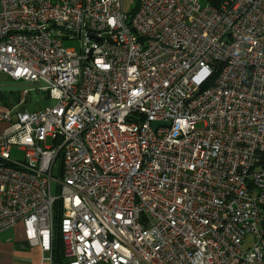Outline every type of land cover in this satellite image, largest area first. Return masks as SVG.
<instances>
[{
  "label": "built area",
  "instance_id": "built-area-1",
  "mask_svg": "<svg viewBox=\"0 0 264 264\" xmlns=\"http://www.w3.org/2000/svg\"><path fill=\"white\" fill-rule=\"evenodd\" d=\"M0 73L52 101L0 107V233L39 264L56 202L65 264H264V0H1Z\"/></svg>",
  "mask_w": 264,
  "mask_h": 264
},
{
  "label": "crops",
  "instance_id": "crops-1",
  "mask_svg": "<svg viewBox=\"0 0 264 264\" xmlns=\"http://www.w3.org/2000/svg\"><path fill=\"white\" fill-rule=\"evenodd\" d=\"M52 1L63 2L65 0ZM8 80L13 81L7 75L0 73V107H7L3 106V100L10 103L8 101V96L2 93V89L6 88ZM11 94L14 93L11 92ZM16 96L17 95H14V100ZM41 98L46 99L42 94ZM13 103H15V101ZM13 103L10 104L13 106ZM18 108L25 110L19 106V104ZM40 259V248L38 246H31L26 241L24 228L21 224L8 228L0 233V264H39Z\"/></svg>",
  "mask_w": 264,
  "mask_h": 264
},
{
  "label": "rangeland",
  "instance_id": "rangeland-1",
  "mask_svg": "<svg viewBox=\"0 0 264 264\" xmlns=\"http://www.w3.org/2000/svg\"><path fill=\"white\" fill-rule=\"evenodd\" d=\"M138 0H123L124 8L127 10V12H132L136 5ZM62 46L65 49L68 50H74L79 51L80 49V42L78 40H65L62 41ZM24 90H29L30 93L26 97L22 95ZM14 93V94H11ZM2 93L6 94L8 96V101L10 103L14 102V95H17L20 97V104L23 109L26 111H35L39 109H45L47 107H50L52 105V101L48 98L42 99L41 94L37 93V87H33L31 84L23 83V82H13L11 80L7 81V86L5 89H2ZM25 101V102H24ZM14 104V103H13ZM15 105V104H14ZM18 106V105H17ZM21 109V108H20ZM201 125L196 126L197 129L201 128ZM52 145V141L49 139L46 142V146L50 147ZM10 159L14 162H22L24 161V152L20 151L17 147H13L10 152ZM53 177H59V160L56 161L53 171H52ZM55 185H52V195H56L55 192ZM247 241L250 242V238H247Z\"/></svg>",
  "mask_w": 264,
  "mask_h": 264
},
{
  "label": "trees",
  "instance_id": "trees-1",
  "mask_svg": "<svg viewBox=\"0 0 264 264\" xmlns=\"http://www.w3.org/2000/svg\"><path fill=\"white\" fill-rule=\"evenodd\" d=\"M212 1V0H210ZM15 105L20 104L19 96L15 98ZM13 104V106H15ZM3 106L10 107L12 104L3 100ZM259 165H264V153L260 154ZM61 203L56 202L54 204V211H53V221H54V242H53V257H54V264H65L64 257H63V244L61 240L60 233L58 231V226L60 224V218L62 216L61 212Z\"/></svg>",
  "mask_w": 264,
  "mask_h": 264
},
{
  "label": "water",
  "instance_id": "water-1",
  "mask_svg": "<svg viewBox=\"0 0 264 264\" xmlns=\"http://www.w3.org/2000/svg\"><path fill=\"white\" fill-rule=\"evenodd\" d=\"M89 38H91V39H96V37H95V36H92V35H90ZM161 125H163V124H162V123H158V122H153V123H152V127H153V128H156L157 126H161ZM167 125H168V124H167Z\"/></svg>",
  "mask_w": 264,
  "mask_h": 264
}]
</instances>
